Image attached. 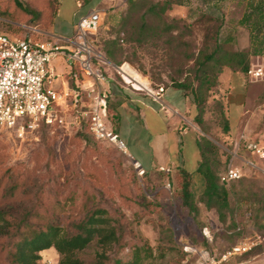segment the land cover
<instances>
[{
    "label": "rangeland",
    "instance_id": "1",
    "mask_svg": "<svg viewBox=\"0 0 264 264\" xmlns=\"http://www.w3.org/2000/svg\"><path fill=\"white\" fill-rule=\"evenodd\" d=\"M4 1L0 0V33L23 36L28 30L25 24L2 16ZM241 11L236 0H222L216 9L201 0H186V4L173 5L163 17L151 13L142 16L144 9L123 14L125 23L120 15L105 16L92 35L93 47L103 61L106 47L115 51L120 63H129L150 88L172 87L174 81L190 77L194 57L215 17H223L227 23L222 37L233 34L235 38L224 47L242 48V34L231 28ZM143 20L150 29L140 28ZM172 21L173 29L159 30L162 22ZM114 39L116 43L111 44ZM252 63L264 64V57H255ZM104 70L118 87L134 90L114 68L106 65ZM224 71L229 76H219V86L208 98L201 123L195 110L190 126L196 140L205 136L218 146L222 161L219 174L231 160L240 170L239 181L224 185L231 204L225 221L215 208L206 209L200 186H191L197 212L193 214L183 205L174 182L177 170L159 168L141 173L128 153L69 124L42 125L23 137L13 130L0 133V204L6 205L3 194L18 185L15 198L7 204L15 215L35 209L68 232H73L74 224L92 208H106L120 236L109 251V264L115 259L131 262L136 248L142 256L152 251L143 264H197V256L188 253L186 246L202 247L214 254L228 249L234 241L228 232L231 228L240 225L251 232L255 229L252 225L259 228L264 224V158L253 155L242 142H264V81L252 82L244 74L228 68ZM232 74L241 77L240 87L233 83ZM218 101L230 121L228 132L221 127ZM108 102L109 107L116 103L110 93ZM108 121L113 123L110 114ZM8 248L7 240H1L0 264H7ZM100 250L94 241L78 256L89 263ZM40 255V264H59L61 259L54 247Z\"/></svg>",
    "mask_w": 264,
    "mask_h": 264
},
{
    "label": "trees",
    "instance_id": "2",
    "mask_svg": "<svg viewBox=\"0 0 264 264\" xmlns=\"http://www.w3.org/2000/svg\"><path fill=\"white\" fill-rule=\"evenodd\" d=\"M182 4H186V0H128L126 7L107 13L106 17L120 15L122 18L123 14L138 12L141 9H144L142 16L151 13L163 17L173 5ZM237 4L242 11L240 17L232 23L231 28L233 31L238 26L248 29L249 47L242 50L226 49L224 45L233 42L234 35L228 34L225 38L222 37V31L227 23L223 17L221 19L215 17L213 19L214 26L204 37L203 46L194 57L190 77L172 83V88L182 90L192 97L196 110L195 118L198 123H201L208 98L219 86L221 73L228 68L247 77L252 59L264 57V0H238ZM2 5V16L5 19L25 24L28 28L35 27L40 30L48 27L55 16V0H5ZM124 17L127 16L124 15ZM126 21L127 18H122V22ZM162 23L159 30L165 32L175 27L173 21ZM140 28L150 29L144 20L141 22ZM157 29L158 27H156ZM112 43H116V39L111 41ZM102 52L105 60L114 66L122 64L117 59L115 51L106 47ZM94 63L105 74L104 66L107 64L97 60H94ZM67 78L69 85L73 87L76 86V80L82 81V72L78 66L72 68ZM217 104L222 130L228 132L230 121L226 116L224 105L220 101ZM113 110L114 107H109L108 102V118L110 114L113 124L116 125L118 116L114 114ZM80 129L96 139L89 131L88 123L85 120L82 121ZM112 129L115 131V128ZM196 145L200 152L197 171L204 179L201 200L206 209L215 208L219 213L220 220L225 221L227 212L231 211V204L229 191L224 187L226 184L220 181L219 170L222 161L219 157V148L205 136L198 138ZM240 179L241 177L235 181ZM174 182L179 187L183 205L195 214L197 206L191 190V173L184 168L177 169ZM18 189V185H12L3 194V199L7 202L6 205L0 204V241L7 240L9 244L6 253L7 264H40V252L52 247L61 255L59 264H109V251L120 241V236L118 227L106 208H92L74 224L73 232H68L64 227L51 221L44 213L35 209L15 215L7 204L15 198ZM252 226L257 230L247 232L240 225L231 228L228 232L234 238L233 243L247 238L253 232L264 233V224L259 228L256 225ZM94 241L101 250L96 253L94 260L88 263L81 259L78 253L86 250ZM137 250V248L134 250L131 262L123 263L120 259H115L114 264H143L144 258L152 254V251L149 250L142 256Z\"/></svg>",
    "mask_w": 264,
    "mask_h": 264
},
{
    "label": "built area",
    "instance_id": "3",
    "mask_svg": "<svg viewBox=\"0 0 264 264\" xmlns=\"http://www.w3.org/2000/svg\"><path fill=\"white\" fill-rule=\"evenodd\" d=\"M100 22L98 11L81 17L74 37L67 40L71 46L67 49L50 39L40 38L39 29L35 27H29L26 34L18 37L0 33V133L13 130L17 136L23 137L42 125L69 124L80 128L85 120L97 140L108 141L127 153L125 141L108 121L109 91L104 87L108 78L94 63V60L106 63L99 59L93 47L92 35ZM58 55L65 57L70 71L74 66L81 70L83 79L76 80V86H55L51 62ZM130 68L134 70L127 62L114 66L123 81L134 90L151 92L149 85L136 86V79H126ZM247 77L252 82L264 81V64L252 63ZM67 113H70V123L67 122ZM242 142L253 155L264 158L263 141ZM135 165L141 173L145 172L139 162L135 161ZM240 177L239 168L231 160L221 173L220 181L229 184ZM263 244L264 233L253 232L220 255L196 246H186L185 250L197 256V264H223L232 256Z\"/></svg>",
    "mask_w": 264,
    "mask_h": 264
},
{
    "label": "crops",
    "instance_id": "4",
    "mask_svg": "<svg viewBox=\"0 0 264 264\" xmlns=\"http://www.w3.org/2000/svg\"><path fill=\"white\" fill-rule=\"evenodd\" d=\"M128 0H55V16L53 22L43 30L40 37H46L60 44L65 49L71 48L67 40L76 33V25L81 17L92 11H98L101 20L107 13L127 6ZM205 5L219 8L222 0H201ZM238 3V0H236ZM237 32L242 34V49L249 47V31L238 26ZM109 69L114 65L105 60ZM55 76V86L69 85L67 76L70 68L63 55H58L51 62ZM229 73L224 71L221 76ZM233 83L239 87L241 77L231 75ZM109 77L104 87L116 101L114 114L118 116L116 125L110 123L115 132L127 145V153L140 163L145 172H153L159 168L175 171L184 168L191 173L195 189L204 188V179L198 173L200 152L196 145V136L190 126L195 106L192 97L182 90L172 87H159L151 92H140L118 87ZM70 86V85H69ZM162 89V90H161ZM237 157H240L236 155ZM233 244H236L235 242ZM202 248V247H200ZM225 250H217L220 255ZM223 264H264V244L244 254L235 255Z\"/></svg>",
    "mask_w": 264,
    "mask_h": 264
},
{
    "label": "bare ground",
    "instance_id": "5",
    "mask_svg": "<svg viewBox=\"0 0 264 264\" xmlns=\"http://www.w3.org/2000/svg\"><path fill=\"white\" fill-rule=\"evenodd\" d=\"M127 80H130V77L136 79V86H140V85H148V81L143 78L140 73L138 74L136 71H134L133 69L130 68V70H128L126 72L125 75Z\"/></svg>",
    "mask_w": 264,
    "mask_h": 264
}]
</instances>
